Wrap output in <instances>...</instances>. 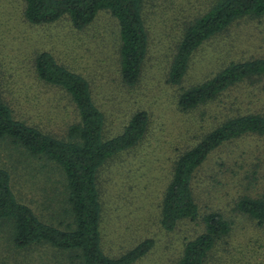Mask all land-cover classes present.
<instances>
[{
    "label": "rangeland",
    "instance_id": "rangeland-1",
    "mask_svg": "<svg viewBox=\"0 0 264 264\" xmlns=\"http://www.w3.org/2000/svg\"><path fill=\"white\" fill-rule=\"evenodd\" d=\"M217 1L145 0L148 52L138 82L129 86L121 75L119 22L109 10L77 29L68 17L31 23L24 0H0V97L17 119L58 138H67L69 127L80 120L71 95L39 77L36 57L42 51L88 79L105 116V138L122 133L136 112L149 115L138 144L111 157L99 171L102 246L109 256L152 239L154 246L133 264H175L186 243L205 231L204 216L219 212L231 231L218 240L206 264H264V224L237 209L243 197L264 198L263 134L246 133L214 149L192 180L198 218L182 219L173 230L161 223L177 158L230 118L264 115V75L246 78L194 108L180 105L185 90L230 63L264 58V15L235 20L194 51L180 84L169 80L187 25ZM0 168L9 171L17 198L43 221L62 228L72 221L66 178L55 162L0 137ZM75 259L46 243L18 247L13 226L0 220V264H76Z\"/></svg>",
    "mask_w": 264,
    "mask_h": 264
},
{
    "label": "trees",
    "instance_id": "trees-1",
    "mask_svg": "<svg viewBox=\"0 0 264 264\" xmlns=\"http://www.w3.org/2000/svg\"><path fill=\"white\" fill-rule=\"evenodd\" d=\"M25 16L35 24L52 23L68 17L77 29L87 27L101 10H109L118 20L121 38V75L125 84L135 85L140 77L149 46L143 16L145 0H24ZM264 15V0H218L205 14L187 25L169 72V80L180 84L194 51L212 36L244 16ZM36 71L44 81L60 86L72 97L79 122L72 124L67 138H58L14 116L12 108L0 97V137L35 156L55 162L67 182V204L72 221L64 228L43 221L31 206L21 202L11 185L8 170L0 168V220L13 226L18 247L50 244L73 253L76 264H133L153 246L147 239L119 257L109 256L102 246V202L98 185L101 167L114 155L138 144L146 133L149 115L136 112L124 131L105 138V116L93 99L86 77L61 64L55 56L42 51L36 57ZM256 75H264V58L232 62L202 84L185 90L180 97L184 109L205 103L227 88ZM1 90V82H0ZM246 133L264 135V115L244 114L226 120L197 145L176 160L172 179L162 204L161 223L173 230L182 219L200 215L192 180L197 168L218 146ZM237 209L264 224V198L243 197ZM205 231L186 243L175 264H206L219 239L231 231V223L219 212L204 216Z\"/></svg>",
    "mask_w": 264,
    "mask_h": 264
}]
</instances>
